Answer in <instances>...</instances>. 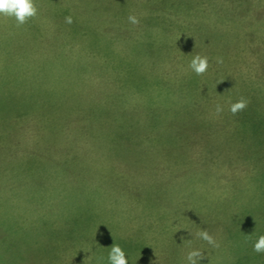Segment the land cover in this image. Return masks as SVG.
Here are the masks:
<instances>
[{
  "label": "rangeland",
  "instance_id": "obj_1",
  "mask_svg": "<svg viewBox=\"0 0 264 264\" xmlns=\"http://www.w3.org/2000/svg\"><path fill=\"white\" fill-rule=\"evenodd\" d=\"M258 1L144 0L136 40L105 23L118 0H34L23 25L0 16V264H108L113 245L130 264H187L192 249L200 264H264ZM80 10L100 32L69 25ZM131 114L155 119L147 138H112Z\"/></svg>",
  "mask_w": 264,
  "mask_h": 264
},
{
  "label": "clouds",
  "instance_id": "obj_2",
  "mask_svg": "<svg viewBox=\"0 0 264 264\" xmlns=\"http://www.w3.org/2000/svg\"><path fill=\"white\" fill-rule=\"evenodd\" d=\"M37 8L34 0H0V16H7L13 19L16 25H23L28 19L35 17ZM71 22L70 18H66ZM131 23H136L134 16L128 17ZM189 67L196 75H201L208 69V58L203 56H194ZM246 101L240 99L230 105L229 111L235 114L237 111L243 110L246 107ZM222 109L218 106L216 111L219 113ZM200 239L208 244H213L212 237L206 232L199 233ZM253 251L256 253H264V235H259L252 245ZM204 258L203 252L199 249H192L187 253V264H200ZM108 264H130V261L125 251L119 245H113L108 253Z\"/></svg>",
  "mask_w": 264,
  "mask_h": 264
},
{
  "label": "crops",
  "instance_id": "obj_3",
  "mask_svg": "<svg viewBox=\"0 0 264 264\" xmlns=\"http://www.w3.org/2000/svg\"><path fill=\"white\" fill-rule=\"evenodd\" d=\"M119 3H116V12L113 16H110L108 13L104 12V14H108V15H104L105 18L107 19L105 21V23H111V25L114 27H110L111 30H115V32L119 33V34H124L127 35L128 38H134L135 40L138 39V36H140V30H141V35L143 36V31L148 32L150 30V27L148 25H146L145 27H142L141 29H139L138 31H134L135 27H134V23H131L128 19V16L130 14V12L136 8L137 6H140V8H143L144 4V0H118ZM257 3L259 4L260 2L258 0H248V2H246V7H250V2L251 3ZM263 1V0H262ZM99 4V0H88V4H86V7H92L93 9L97 8V6L93 7V5H96L95 3ZM113 3V1H111V4ZM110 4V5H111ZM157 6V5H155ZM252 6V5H251ZM101 9V7H99ZM123 8V11L121 12ZM81 11V10H80ZM87 11V8H86ZM88 13V12H86ZM78 14V17L73 16V18L71 19V22L69 23V25L73 24V22L78 23V25L81 27H85V29L89 30L90 32L94 31L95 32H100V28L101 27V20L98 19V17L96 16V14H94L95 16L92 18L91 16L84 14V12L81 14H79L76 11V15ZM82 18H81V16ZM84 15V18H83ZM93 15V14H92ZM148 23V21L146 22ZM153 22H151L152 24ZM153 29V27H152ZM116 34V33H115ZM117 36V35H116ZM119 36V35H118ZM141 36V38H142Z\"/></svg>",
  "mask_w": 264,
  "mask_h": 264
},
{
  "label": "trees",
  "instance_id": "obj_4",
  "mask_svg": "<svg viewBox=\"0 0 264 264\" xmlns=\"http://www.w3.org/2000/svg\"><path fill=\"white\" fill-rule=\"evenodd\" d=\"M71 25H73L74 28H75L78 24L76 25V23L73 22V24H71ZM89 36H92V35H89ZM88 41H89V43H91L90 41H92V40H88ZM94 108L95 107L92 106V108L89 109L90 110V112H89L90 114H93L92 112H94L93 111ZM91 109H93V110H91ZM85 112H87V111H85ZM89 113L86 114V116L90 117L91 115ZM121 113L122 112H120V114ZM92 117L94 118V116H92ZM113 120H114V123L116 125H118L119 127H118V130H117V133L116 132L112 133L113 134L112 138H119V139L122 138L124 140H128V139L129 140L130 139L143 140V139H146L147 135L149 134V131H150V128H151V124H153L155 122V119L150 117V119H145V121H143V125L140 124L141 125L140 126L139 123H140L141 119H139V117H136V116L132 117V114L130 116H121V117H118L117 120H115V119H113ZM101 121H103V120H101ZM100 126H101V124H100ZM102 126H103V129L102 130L100 129V132H102V134L98 135V136H100V143L104 142L105 141L104 138L106 136H108V134H109L107 132V128H105L104 121L102 122ZM111 130L113 131V129H111ZM110 134H109V136H110ZM145 134H146V136H144ZM148 137L150 138L151 136H148ZM106 139H109V137H107ZM105 262H108V259H105Z\"/></svg>",
  "mask_w": 264,
  "mask_h": 264
}]
</instances>
